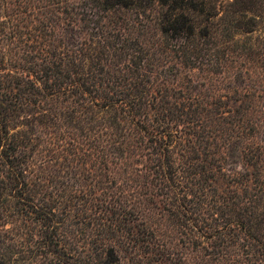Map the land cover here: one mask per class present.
Masks as SVG:
<instances>
[{"label": "trees", "instance_id": "16d2710c", "mask_svg": "<svg viewBox=\"0 0 264 264\" xmlns=\"http://www.w3.org/2000/svg\"><path fill=\"white\" fill-rule=\"evenodd\" d=\"M192 1L189 9L200 10ZM90 2L0 0V186L5 191L0 195H8L3 207L10 211L3 215L24 225L33 215L46 221L43 236L54 226L44 244L61 256L64 238L56 218L90 208L36 198L34 188L60 177L45 160L49 152L61 154L56 142L61 134L77 132L85 138L69 152L64 148L63 155L67 161L69 154L85 161L87 155L91 167L83 179L79 168L73 182H142L150 194L134 202L122 196L125 191L105 192V199L91 201V234L101 243L91 248V264L164 263L169 248L152 239L173 218L189 229L191 251L201 259L264 264V80L255 87L251 75L242 73L236 87L230 65L217 63L221 75L207 83L217 89L204 93L206 100L195 86L184 90L163 72L156 45L140 41L135 49L137 42L101 39L103 33L91 40V18L80 5L91 10ZM185 11L183 27L196 35L195 19ZM244 14L252 26L247 32L264 31L261 14L253 8ZM225 82L237 96L235 108L219 93ZM207 182H240L254 203L253 214L217 221L228 201L223 194L222 201L208 199ZM239 191L232 190L234 197H241ZM140 227L146 230L139 232ZM80 259L73 260L88 264Z\"/></svg>", "mask_w": 264, "mask_h": 264}, {"label": "rangeland", "instance_id": "374dc122", "mask_svg": "<svg viewBox=\"0 0 264 264\" xmlns=\"http://www.w3.org/2000/svg\"><path fill=\"white\" fill-rule=\"evenodd\" d=\"M125 2L121 6L111 5L108 0H91V10L89 6L80 4L88 11L91 18V40L99 38L103 33L101 39L112 36V40L115 38L116 41L122 42L123 39L117 38L125 37L131 44L137 42L133 46L135 49H139L140 41L150 46L154 44L155 56L161 57L163 63L161 66L163 72L171 78L178 79L184 90L192 85L196 87V92L203 96L204 93L208 94L211 87L217 89L211 83H207L211 77L219 78L221 75L218 73L222 71L219 63L222 66L230 65L231 74L237 80L236 87L242 73L251 75L252 80L249 82L255 87L260 86L259 82L264 80V54H262L264 31L258 29L247 32L252 26L249 25L248 16L244 14L245 10L253 8L264 19V0H193L192 3L200 10L189 9L191 0H125ZM202 3L205 5L203 11H201ZM184 8L186 9L184 13L195 19L196 35H190L186 27H183ZM241 21H244L242 27L236 28L234 24H239ZM210 26L211 32H206V28L210 29ZM141 55L143 56V53ZM220 88H222L219 89L222 100L231 108H235L238 101L234 100L237 97L234 90L227 82L222 83ZM222 95L226 96L222 97ZM204 98L210 100L209 97L204 96ZM83 138L85 136L77 132H64L59 136L56 142L61 154L49 152L50 156L46 158L44 165L49 169L60 170V177L56 178V182H36L34 188L37 192L36 198L72 200L90 208L88 213H82L80 211L82 209L76 208L73 216L61 215L60 218H56L60 228L58 229L60 238H64L62 247L59 246L61 256L52 255L53 247L44 244V241H50V235L57 229L52 226L45 232L46 236H43L44 230L47 229L42 224L46 221L35 219L33 215L31 219L28 217L25 223L27 225H24L20 220L7 215L10 211L3 206L8 195L3 194L0 195V264H75L74 260H81L80 257L91 264V248L101 245L99 237L91 234L93 232L89 217L91 201L99 202L100 199H105V192L117 194L123 191L127 193H122V196L134 202L148 200L150 194L144 193L142 182H73L79 168L83 170L80 177L84 178L86 170L91 167L89 157L85 154V161L79 156L72 157V154H69L71 161H67L62 150L66 148L65 151L69 152L72 144L78 146ZM87 147L88 145L85 146ZM34 183L31 182L30 186H34ZM238 183L240 182L216 184L207 182L203 185L206 187L207 198L211 201H222L218 198L221 194H223L222 198L228 201L223 202L225 210L216 216V220L221 223L242 219L249 213L253 214L254 203L247 199L245 190H241L243 186ZM232 190H240L241 197H234ZM1 192L5 191L0 186ZM263 204L264 202L261 205ZM6 212L7 214L3 215ZM141 227L139 232L146 230ZM97 230L104 231L100 228ZM188 230L179 226L176 218L167 220L162 229L154 233L152 239L153 242L164 243L169 248L163 251L167 256L164 263L153 260V263L142 264H216L214 260L206 261L192 253L186 236ZM144 235L146 239H151L150 233ZM15 240L19 245L13 243L16 242Z\"/></svg>", "mask_w": 264, "mask_h": 264}]
</instances>
